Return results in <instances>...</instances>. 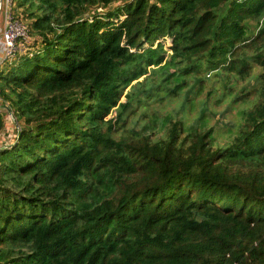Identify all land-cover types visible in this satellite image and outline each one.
Masks as SVG:
<instances>
[{"label":"trees","instance_id":"trees-1","mask_svg":"<svg viewBox=\"0 0 264 264\" xmlns=\"http://www.w3.org/2000/svg\"><path fill=\"white\" fill-rule=\"evenodd\" d=\"M14 12L30 40L0 68V264H264V0ZM207 82L191 124L139 112ZM227 98L245 106L221 140Z\"/></svg>","mask_w":264,"mask_h":264},{"label":"rangeland","instance_id":"rangeland-1","mask_svg":"<svg viewBox=\"0 0 264 264\" xmlns=\"http://www.w3.org/2000/svg\"><path fill=\"white\" fill-rule=\"evenodd\" d=\"M124 1V0H122ZM119 4V2H118ZM116 4H113L112 6H115ZM211 82L206 83L204 87V92L200 95L195 94L194 92H191L190 98H192V101L194 102L191 104L188 109H183L182 105L185 103V98H187V94L184 93L182 95H179L177 97L171 98V99H161V100H153L150 101L149 104L146 106V108L142 109L139 112L144 111L145 113H170L175 116H182L185 117L188 124H191L198 113L201 112V105L198 104L197 107L195 106L197 101L203 99L205 100L208 98L207 93L211 89ZM186 91V90H185ZM0 104H2V100L0 98ZM245 106L244 103H231L230 98H227L224 100V102L219 103L218 105L214 104L212 102L210 106V123L214 124L216 126L217 131H219L221 134V140H225L228 137V133H226V130L229 128L235 127L240 118L238 115V111L241 110ZM5 111V119H6V127L5 129L0 132V145L7 144L9 142H13L15 137V118L9 110ZM140 114H136L134 118L136 119ZM134 119V120H135Z\"/></svg>","mask_w":264,"mask_h":264},{"label":"built area","instance_id":"built-area-1","mask_svg":"<svg viewBox=\"0 0 264 264\" xmlns=\"http://www.w3.org/2000/svg\"><path fill=\"white\" fill-rule=\"evenodd\" d=\"M3 1L6 4V12L4 26H0V49L2 51L0 68L6 61L12 60L17 51L24 50L30 40L27 26L14 12V0Z\"/></svg>","mask_w":264,"mask_h":264},{"label":"crops","instance_id":"crops-1","mask_svg":"<svg viewBox=\"0 0 264 264\" xmlns=\"http://www.w3.org/2000/svg\"><path fill=\"white\" fill-rule=\"evenodd\" d=\"M5 12H6V4L2 0L1 11H0V26L2 27L4 26ZM1 56H2V51L0 49V59H1Z\"/></svg>","mask_w":264,"mask_h":264},{"label":"water","instance_id":"water-1","mask_svg":"<svg viewBox=\"0 0 264 264\" xmlns=\"http://www.w3.org/2000/svg\"><path fill=\"white\" fill-rule=\"evenodd\" d=\"M1 4H2V0H0V11H1Z\"/></svg>","mask_w":264,"mask_h":264}]
</instances>
